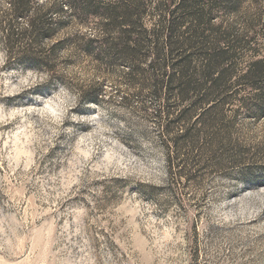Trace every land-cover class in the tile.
I'll return each mask as SVG.
<instances>
[{"label":"rangeland","instance_id":"rangeland-1","mask_svg":"<svg viewBox=\"0 0 264 264\" xmlns=\"http://www.w3.org/2000/svg\"><path fill=\"white\" fill-rule=\"evenodd\" d=\"M174 1L164 11L168 0H147V27L173 14L185 22L178 39L202 31L195 0ZM62 3L47 5L63 19L56 34L29 47L27 15L0 0V264H264V109L240 80L264 58V0L214 8L213 21L236 29L246 9L255 19L233 64L236 93L183 120L191 102L157 93L168 76L149 52L132 72L97 56L94 18ZM208 47L178 50L193 57L191 74ZM161 56L176 72L175 56Z\"/></svg>","mask_w":264,"mask_h":264},{"label":"trees","instance_id":"trees-1","mask_svg":"<svg viewBox=\"0 0 264 264\" xmlns=\"http://www.w3.org/2000/svg\"><path fill=\"white\" fill-rule=\"evenodd\" d=\"M10 1L11 9L16 16L27 15L28 17V28L23 35L33 38L28 43L29 47L34 46L38 37L52 38L56 34L63 19L54 17L51 19L49 15L51 9H47V5L52 0H43L39 9L33 11L31 5L39 3V0ZM62 1L72 10L81 9L83 13H89L94 18L95 27L90 31V43L92 49L97 50V56L111 61L123 59L127 61L126 65L132 72L136 66L131 60L137 53L143 54L144 57L147 52L151 54L153 59L149 64L151 66L160 65L164 75L168 76L166 81L165 79L161 81L162 84L157 89V93L163 91L166 86V91L169 96H173L172 100L175 103L189 100L191 102L187 110L176 115L178 119H187L192 115L200 116L198 118L205 117L214 110L220 111L224 105L230 103V99L232 101L231 92L234 95L237 86L236 83H232L233 64L238 51L243 53L249 46V39L244 32L251 29L255 19L246 9L245 21L241 28L236 29V22L213 21V12L216 6L223 5L227 9H232L234 13H239L243 1L246 0H195L191 5L199 6L201 9L193 15V18L197 25L203 26L204 29L201 31L187 26L185 29H191V36L182 40L176 35L182 31L185 22L174 16L173 10L172 15L168 14L165 24L153 28L147 27L144 19L147 0H85L86 2L82 5V0ZM174 3L177 2L168 0L164 11L170 10ZM186 4H188L187 1L179 3L176 9ZM205 4L206 8L203 7ZM160 6L164 7L165 4H160ZM61 10L62 8L56 9L57 12ZM37 18L46 20L41 22L42 24H36ZM206 31H210L212 36L216 37L207 39ZM202 40L209 43V47L203 51L200 68L191 74L193 57L191 55L185 57L184 52L179 55L178 50H186L192 47L194 42L200 45ZM164 49H167L169 58L175 56L173 67L176 65V72L171 73L165 68L164 57L161 56ZM34 59L43 64L50 62L44 57ZM240 80L253 85L257 90L254 97L260 98V101H255V104L259 109H264V87H261L264 83V58L251 61L248 71L240 76Z\"/></svg>","mask_w":264,"mask_h":264}]
</instances>
